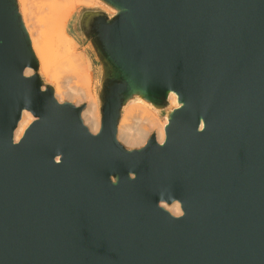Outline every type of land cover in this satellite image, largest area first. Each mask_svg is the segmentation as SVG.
I'll list each match as a JSON object with an SVG mask.
<instances>
[{
    "label": "water",
    "instance_id": "water-1",
    "mask_svg": "<svg viewBox=\"0 0 264 264\" xmlns=\"http://www.w3.org/2000/svg\"><path fill=\"white\" fill-rule=\"evenodd\" d=\"M99 1L115 15L72 26L97 63L93 134L0 0V264H264V0ZM136 99L168 118L162 144L118 140Z\"/></svg>",
    "mask_w": 264,
    "mask_h": 264
},
{
    "label": "bare ground",
    "instance_id": "bare-ground-1",
    "mask_svg": "<svg viewBox=\"0 0 264 264\" xmlns=\"http://www.w3.org/2000/svg\"><path fill=\"white\" fill-rule=\"evenodd\" d=\"M18 3L40 65V74L46 83L54 87L55 97L60 103L67 101L75 105L82 103L87 105L82 114L83 121L93 134L98 133L101 126V115L97 99L89 88L91 75L89 73L83 74L85 70V68L82 69L83 60L75 56L72 50L73 44L69 42V39L60 29L62 24H68L77 7H100L106 13H110L111 10L99 0H39V8L42 11L48 10L50 24L54 29L52 35H47L39 30L37 13L33 12L26 0H18ZM57 68H60L64 73L62 76H58ZM32 74L31 69L26 71V76ZM179 107L177 96L174 93L170 94L169 109L174 110ZM35 120L31 113L27 111L23 113L15 131L16 143L22 139ZM167 124L168 118H165L162 123L159 112L151 104L138 99L137 102H131L123 110L118 129V140L126 147L134 149L143 147L150 137L155 135L157 141L162 144L165 141ZM162 206L176 217L183 214L179 203L170 206L162 204Z\"/></svg>",
    "mask_w": 264,
    "mask_h": 264
},
{
    "label": "rangeland",
    "instance_id": "rangeland-1",
    "mask_svg": "<svg viewBox=\"0 0 264 264\" xmlns=\"http://www.w3.org/2000/svg\"><path fill=\"white\" fill-rule=\"evenodd\" d=\"M26 2L28 3L29 7L32 8L33 12L37 13L36 16H37V21H38V27H39V30L41 31V33L44 32L47 35H52L54 33V29L52 28V25L50 24V15H49L48 10L42 11L39 8V0H26ZM99 9L103 10L100 7H82V6L77 7V9L72 14L68 24L67 25L62 24L61 29H60L65 34V36L69 39V42H71L73 44L74 48L72 50H73L75 56L77 58H81L83 60L82 69L85 68V70H87V71L84 70L83 74L89 73L91 75V80L89 81V88H90L91 92L93 93V95H95L96 99H97V89L99 88V76H98V71H97V63L95 62V60H94L92 54L90 53L87 45L84 43L78 44L74 40V38L72 37L71 32H72V26H73L75 20L78 18V16L84 10H99ZM114 13L115 12L113 10H111V12L107 13V14L115 15ZM82 55H84L87 59ZM57 74H58V76H62L64 73H62L60 68H57ZM43 79H44V77H43ZM44 81H45V79H44ZM83 83H84V81H83ZM137 100L138 99H136V101L134 100V102H137ZM97 102H98V99H97ZM82 104H84V103H82ZM82 104H80V105H82ZM129 104H131V103H129ZM129 104H128V106H129ZM98 105H99V102H98ZM77 106H79V105H77ZM99 111H100V107H99ZM159 118H160V121L163 123L166 116H165V114H162V115H159Z\"/></svg>",
    "mask_w": 264,
    "mask_h": 264
},
{
    "label": "crops",
    "instance_id": "crops-1",
    "mask_svg": "<svg viewBox=\"0 0 264 264\" xmlns=\"http://www.w3.org/2000/svg\"><path fill=\"white\" fill-rule=\"evenodd\" d=\"M72 34V37L74 38V40L78 43V44H80V43H82V41L80 40V38L78 37V35L75 33V32H71ZM82 56H84V55H82ZM85 57V56H84ZM86 58V57H85ZM87 59V58H86ZM88 61V60H87ZM90 71V70H89Z\"/></svg>",
    "mask_w": 264,
    "mask_h": 264
}]
</instances>
